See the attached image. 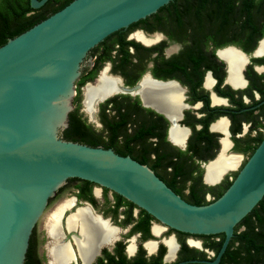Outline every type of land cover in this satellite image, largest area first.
<instances>
[{
  "label": "flooded vegetation",
  "instance_id": "obj_1",
  "mask_svg": "<svg viewBox=\"0 0 264 264\" xmlns=\"http://www.w3.org/2000/svg\"><path fill=\"white\" fill-rule=\"evenodd\" d=\"M153 15L111 33L89 51L75 84L73 110L93 127L91 122L102 128V113L115 116L116 106L124 105L121 111L127 112L131 139L128 156L147 165L165 183L178 168L175 188L188 202L190 191L201 194L205 186L220 190L232 181L264 137V14L257 16L253 38L239 36L236 42L229 41L230 34L208 26L199 31L195 26L174 24L163 14ZM103 73L117 80L118 89L100 101L94 98L88 110L86 89ZM144 82L152 83L162 95L145 101L139 92ZM170 89L175 90L174 104L163 97ZM174 129L183 134L178 142L171 137ZM221 154L238 156L237 165L219 182H207L206 166ZM204 199L210 201L213 196L206 192ZM65 202L54 216L55 236L50 235L47 221ZM80 209L109 230L85 256L77 246L83 240L81 227L67 226L68 217ZM258 214L233 231L221 252L223 233L176 231L115 192L70 178L49 200L32 230L30 262L264 264V207Z\"/></svg>",
  "mask_w": 264,
  "mask_h": 264
},
{
  "label": "water",
  "instance_id": "obj_2",
  "mask_svg": "<svg viewBox=\"0 0 264 264\" xmlns=\"http://www.w3.org/2000/svg\"><path fill=\"white\" fill-rule=\"evenodd\" d=\"M171 1L72 0L0 46V264H24L35 224L70 178L105 187L176 231L223 233L221 252L263 198L264 137L218 198L195 205L130 156L62 135L89 51Z\"/></svg>",
  "mask_w": 264,
  "mask_h": 264
},
{
  "label": "trees",
  "instance_id": "obj_3",
  "mask_svg": "<svg viewBox=\"0 0 264 264\" xmlns=\"http://www.w3.org/2000/svg\"><path fill=\"white\" fill-rule=\"evenodd\" d=\"M70 1L72 0H48L42 7L33 9L30 7V0H0V46L9 38L17 36L58 11ZM157 14L165 15L174 24L195 26L199 31L208 26L211 30L215 29L221 34L228 33L231 35L229 41L236 42L239 40V36H245L249 39L255 35L258 29L257 16L264 14V0H173L162 6L154 15ZM123 106L122 104L116 106L115 116L108 117L102 113L100 117L103 127L100 129H96L87 123L76 110L71 111L68 116V126L62 133L64 139L93 147L112 148L122 156L129 155L131 139L126 128L127 112L121 111ZM179 174L180 172L176 168L170 179H166V184L177 194L183 196L184 193L175 188ZM77 180L92 184L82 179ZM231 182V180L226 181L220 190H216L217 187L205 186L201 194L190 191L188 202L195 205L206 204L218 198ZM206 192H210L213 199L206 201L204 199ZM119 197L123 198L120 195ZM263 207L264 196L251 212L238 223L234 232L246 218L253 215L260 216L258 213ZM246 233L244 232V234ZM24 264H31L29 246Z\"/></svg>",
  "mask_w": 264,
  "mask_h": 264
},
{
  "label": "bare ground",
  "instance_id": "obj_4",
  "mask_svg": "<svg viewBox=\"0 0 264 264\" xmlns=\"http://www.w3.org/2000/svg\"><path fill=\"white\" fill-rule=\"evenodd\" d=\"M262 46L264 47V43ZM232 77L237 79L234 73H232ZM116 89H118L117 80L110 78L103 73L95 85H90L86 89L85 103L87 109L91 110L92 104L95 101H100L104 99L105 97L110 95L108 93L115 92ZM139 92L142 94V98L145 101H151L154 96L162 95L160 90L158 91V89L155 88L152 83L147 84L145 82L144 84H142V88L139 90ZM163 97L168 101L171 100V102L174 104L176 100L175 90L170 89L169 91H166L163 94ZM94 98L96 99L93 102ZM182 135L183 134L181 130L174 129L171 132V137L176 142L180 141ZM226 145V142H224L223 149ZM238 160V156H224V154H221L216 161L214 160L206 166L207 171L205 179L208 180L206 181L210 183L217 181L220 175L226 174L227 170L236 167ZM65 205H67V202L60 204L56 208V210L50 215V218L47 221L50 235L55 236L57 222L54 216H57ZM75 225H79L81 227V231L83 232V240L77 242V246L81 254L84 256L90 253L92 248L95 246L96 242L104 238V236L106 235L105 233H108L109 231L103 222L96 220L92 215H90L88 211L84 209L77 210L76 213L71 214L68 217L67 226L71 228ZM59 251L61 252L62 249H60Z\"/></svg>",
  "mask_w": 264,
  "mask_h": 264
},
{
  "label": "rangeland",
  "instance_id": "obj_5",
  "mask_svg": "<svg viewBox=\"0 0 264 264\" xmlns=\"http://www.w3.org/2000/svg\"><path fill=\"white\" fill-rule=\"evenodd\" d=\"M85 113V115H86V117H87V114H86V112H84ZM88 118V117H87ZM91 123H93L94 124V126H95V128L96 129H100V125L99 124H96L95 122H91ZM66 196H67V194L66 195H63V196H61V197H59L56 201H61V200H63L64 198H66ZM52 207H53V205L46 211V214H48L51 210H52ZM44 221H45V217H44V219H43Z\"/></svg>",
  "mask_w": 264,
  "mask_h": 264
}]
</instances>
